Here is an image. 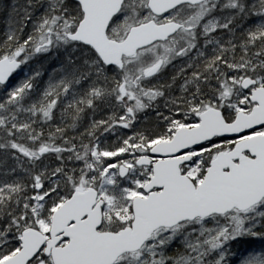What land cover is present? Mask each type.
Wrapping results in <instances>:
<instances>
[{
    "label": "snow or ice",
    "instance_id": "1",
    "mask_svg": "<svg viewBox=\"0 0 264 264\" xmlns=\"http://www.w3.org/2000/svg\"><path fill=\"white\" fill-rule=\"evenodd\" d=\"M0 12V264H264V0Z\"/></svg>",
    "mask_w": 264,
    "mask_h": 264
},
{
    "label": "trees",
    "instance_id": "2",
    "mask_svg": "<svg viewBox=\"0 0 264 264\" xmlns=\"http://www.w3.org/2000/svg\"><path fill=\"white\" fill-rule=\"evenodd\" d=\"M7 15L0 12V39H3L4 32L7 30ZM48 71L51 70V65L47 67ZM45 79L47 78V73H45Z\"/></svg>",
    "mask_w": 264,
    "mask_h": 264
},
{
    "label": "bare ground",
    "instance_id": "3",
    "mask_svg": "<svg viewBox=\"0 0 264 264\" xmlns=\"http://www.w3.org/2000/svg\"><path fill=\"white\" fill-rule=\"evenodd\" d=\"M10 2V0H0V3H9ZM13 2H14V0H13Z\"/></svg>",
    "mask_w": 264,
    "mask_h": 264
},
{
    "label": "rangeland",
    "instance_id": "4",
    "mask_svg": "<svg viewBox=\"0 0 264 264\" xmlns=\"http://www.w3.org/2000/svg\"><path fill=\"white\" fill-rule=\"evenodd\" d=\"M50 65H46V67H49Z\"/></svg>",
    "mask_w": 264,
    "mask_h": 264
}]
</instances>
